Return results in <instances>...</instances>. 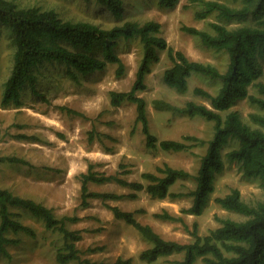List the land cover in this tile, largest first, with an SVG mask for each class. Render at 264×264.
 <instances>
[{
	"label": "rangeland",
	"instance_id": "1",
	"mask_svg": "<svg viewBox=\"0 0 264 264\" xmlns=\"http://www.w3.org/2000/svg\"><path fill=\"white\" fill-rule=\"evenodd\" d=\"M13 1L24 7L39 6L56 10L66 20H86L105 27H111L117 22L113 12L98 5L96 0ZM124 1L127 18L159 21L162 24L161 35L167 39L170 47L185 52L191 59L213 63L222 71L227 69L229 55L225 51L205 46L198 36L182 28L183 25H189L211 30L210 22L218 20L216 15L198 19L196 11L200 6L187 4V0H180L172 8L160 6L158 0ZM15 49L9 29L0 27V156L15 155L29 162L0 163V187L43 202L52 207L59 217L77 216L79 220L69 221L68 226L83 231V238L77 244L85 256L110 261L119 256L132 257L133 264H142L136 259L145 243L133 226L115 218L107 206L114 203L112 200L105 202L100 198H92L89 206L82 205L81 173L87 172L93 164L95 170L106 174L119 173L128 180H141L143 172H156L157 166L165 163L196 173L201 156L206 153L207 143L194 144L186 151H165L160 147L149 149L143 125L136 120V104L126 101L115 106L111 103L112 90H130L135 82L143 58V45L139 39L119 41L116 52L125 63L123 76L117 75L118 66L115 63H109L105 69L88 75L75 71L76 77L69 73L67 65L63 63H46L39 69L37 86L23 91L25 104L21 107H5L1 103L2 95L4 84L13 68ZM172 64L168 49L161 51L160 60L151 65V72L144 79L147 88L138 92L147 102L150 132L159 140H184L187 135H195L202 140L211 139L214 135L213 121L199 115L187 117L169 110H158L154 101L163 99L183 106L187 101L195 100L209 105V101L197 95L194 89L203 87L216 94L222 82L194 73L189 77L188 91L179 93L163 79L165 70ZM261 80L264 81V76ZM250 91L256 93L257 89L251 87ZM233 109L238 110L249 123H252V112H261L249 100L239 102ZM186 142L193 143L191 140ZM121 164L126 166L123 168ZM126 169L131 172H124ZM193 182L194 179L178 182L174 189H191ZM215 187L212 202L203 215L186 217L188 226L197 223L203 235L219 226L217 217L237 220L246 218L238 212L222 209L215 197L226 195L237 187L249 203L264 200L262 182L258 178L245 176L240 164L227 158L224 170L216 177ZM89 189L119 194L131 191L117 182L90 183ZM139 195L136 200L124 198L117 201V205L123 209L142 210L138 217L154 224L168 238L188 239L185 226L159 220L154 213L165 207L171 212L180 213L181 209L190 205L189 199L158 201L144 191ZM16 211L20 213L19 218L23 222L36 229L37 237L22 234L19 245L8 247L11 258H0V264H59L56 250L61 244V234L48 230L43 221L30 212L21 209ZM91 247L104 248L91 253L88 251ZM159 264L166 263L161 261Z\"/></svg>",
	"mask_w": 264,
	"mask_h": 264
},
{
	"label": "trees",
	"instance_id": "2",
	"mask_svg": "<svg viewBox=\"0 0 264 264\" xmlns=\"http://www.w3.org/2000/svg\"><path fill=\"white\" fill-rule=\"evenodd\" d=\"M90 2L91 0H86ZM187 4L199 5L196 11L198 19H207L216 15V21L210 22L211 30L196 26L183 25V30L198 36L202 43L210 48L225 51L229 55V64L225 71L210 62L191 59L185 52L175 50L161 35L162 24L154 19L140 21L127 18L124 0H96L97 4L113 12L114 25H104L86 20L72 21L64 19L56 10L39 6H20L13 0H0V27H6L15 45L14 64L11 74L5 82L2 105L21 107L23 91L36 87L39 69L46 63H63L69 73L92 74L106 68L109 63L117 64V75L125 73V63L116 52L120 39H139L143 45V58L137 77L130 90H112L111 103L120 106L129 101L136 104L137 122L142 123L147 136L149 149L161 147L166 151H186L197 143H207V150L201 156L197 174L193 175L184 168L168 163L159 165L154 171L142 173L148 181L128 180L119 173L106 174L94 169L92 164L87 172L81 173L82 205L89 206L90 199H121L137 197V193L119 194L98 192L89 189L90 183L103 184L117 182L134 190L144 188L153 196L165 198L190 195L193 203L182 212L202 214L215 192L217 175L224 170L226 158L240 164L244 175L258 178L264 185V0H187ZM162 7H176L180 0H158ZM235 24V25H231ZM168 49L173 64L165 70L164 81L179 93L189 89V77L194 73L204 74L222 82L218 93L213 94L203 87L194 92L209 101V105L189 100L183 106L174 105L163 99L154 101L158 110H169L182 116L197 115L214 122V135L202 140L195 135L184 136V140L162 139L150 132L146 99L138 94L145 90L146 75L151 65L160 60L161 51ZM257 89L256 93L250 91ZM249 100L261 112H252L249 123L242 114L233 109L239 102ZM71 112L78 113L69 109ZM79 114V113H78ZM25 136V135H24ZM93 138V137H91ZM191 140L193 143H187ZM0 141L2 133L0 127ZM229 148V149H227ZM227 149L226 151H224ZM29 164L19 156H0V163ZM121 164V167H125ZM124 172H131L126 169ZM194 178L196 187L188 192H171L170 188L179 179ZM216 202L229 211L246 216L237 220L231 217H217L219 226L206 235L199 233L195 223L192 235L194 241L184 243L168 240L150 224L136 218V211H129L117 205H109L116 218L123 219L137 228L141 234L153 243L145 249L140 258L154 262L160 257L174 253H183L182 259L173 260V264H264V200L257 203L247 202L237 187L226 195L216 197ZM16 209L30 212L42 220L48 230L61 234V244L56 250L59 264H131V258L118 257L115 260H94L85 256L78 247L83 231L71 229L69 221L79 220L77 216L59 217L52 207L34 198L15 193L9 188L0 187V258H11L9 246L19 245L22 234L37 237L36 229L23 222ZM139 212L142 210H138ZM159 218L182 221L177 216L164 211L155 214ZM104 247H91V253Z\"/></svg>",
	"mask_w": 264,
	"mask_h": 264
},
{
	"label": "crops",
	"instance_id": "3",
	"mask_svg": "<svg viewBox=\"0 0 264 264\" xmlns=\"http://www.w3.org/2000/svg\"><path fill=\"white\" fill-rule=\"evenodd\" d=\"M188 117V116H187ZM161 148V147H160ZM166 151V150H165ZM199 169V168H198ZM187 170V169H186ZM189 171V170H188ZM197 172H198V170H197ZM197 172L196 173H192L193 175H195V174H197ZM189 179H194V178H188V179H179V180H177V182L175 183V184H173L172 186H171V188H170V191L171 192H176V193H178V192H185V193H188V192H190V191H192L195 187H196V182H195V179H194V182H193V187L191 188V189H185V190H176V189H174V186L178 183V182H180V183H183V182H187ZM138 181H142V182H144L146 185L148 184V181L146 180V179H144L143 177H142V174H141V180H138ZM121 186H123V185H121ZM123 187H125V188H128L129 190H131L130 192H128V193H131V192H135V193H137V197H135V198H131V197H128V196H126V197H123V198H121V199H109V200H112L114 203H112V205H117L118 203H117V201H120V200H122V199H124V198H131V200H136L137 198H139V194H140V192H146L147 194H149V196L150 197H152V198H154V199H156V200H158V201H164V200H166V199H169V200H172V201H179V200H181V199H184V198H187V199H189L190 200V205L189 206H187V207H190L191 205H192V203H193V197L192 196H190V195H183V196H178V197H172V196H167V197H165V198H158V197H153L148 191H147V189L146 188H144V189H142V190H134V189H132V188H130V187H127V186H123ZM128 193H125V191L123 192V194H128ZM108 201V200H107ZM215 201H216V197H215ZM212 202V197H211V200H210V202H209V204H208V206H207V208L209 207V205H210V203ZM217 203V202H216ZM218 204V203H217ZM222 209H224V210H227V209H225V208H223L220 204H218ZM117 206H119V205H117ZM120 207V206H119ZM120 208H122V207H120ZM206 208V209H207ZM123 209V208H122ZM205 209V210H206ZM124 210H129V209H124ZM112 211V210H111ZM129 211H136V218L139 220V221H141L142 223H145V224H150L151 226H152V228H154L158 233H160L164 238H166V239H168V240H177V241H179V242H184V243H188V242H192V241H194V236L192 235V231H193V229H194V224L195 223H193V225H192V227H190V226H188L189 224H188V222H187V219H186V217L187 216H192V217H199V216H201V215H203V213L205 212H203L202 214H200V215H196V214H189V213H184V212H182V209H181V212L180 213H174V212H171L168 208H163L161 211H157V212H155L154 213V216L157 218V219H159V220H163V221H171V222H176V223H180V224H182L183 226H185V228L187 229V231H188V235H189V237H188V239H186V240H180V239H175V238H168V237H166V236H164L157 228H155L154 227V224H152V223H148V222H144V221H142L139 217H138V214L140 213L139 211H138V209L136 210V209H130ZM164 211H168L169 213H171V214H173V215H177V216H182L183 218H184V221H185V223L184 222H182V221H173V220H168V219H163V218H159V217H157L155 214L156 213H162V212H164ZM227 211H229V210H227ZM112 213H113V211H112ZM114 214V213H113ZM114 216H115V214H114ZM115 218H116V216H115ZM117 219H119V218H117ZM119 220H123V219H119ZM124 221V220H123ZM126 222V221H125ZM127 223V222H126ZM220 223V222H219ZM127 225H131V224H129V223H127ZM219 225V224H218ZM131 226H133V225H131ZM218 227V226H217ZM129 228H130V226H129ZM133 228H135L134 226H133ZM190 228V229H189ZM131 229V228H130ZM139 233H137L134 229H132L135 233H137L141 238H142V241L145 243V246L142 248V249H140L139 250V252H138V254H137V262H139V263H142V264H159V262H161V261H165V263L166 264H173L172 263V261L173 260H177V259H182L183 258V253H174V254H171V255H168V256H163V257H160L158 260H156V261H154V262H147V261H145V260H142L141 258H140V255H141V253L145 250V249H147V248H149V247H152L153 246V243L150 241V240H148V239H146L142 234H141V232L137 229V228H135ZM210 232V231H209ZM200 233V232H199ZM201 234V233H200ZM208 234V233H207ZM203 235V234H202ZM206 235V234H205ZM120 257V256H119ZM121 257H123V256H121ZM118 258V257H117ZM116 258V259H117ZM123 258H125V257H123ZM128 258H131L132 259V263L131 264H133V258L132 257H128ZM115 260V259H114ZM136 264V263H135Z\"/></svg>",
	"mask_w": 264,
	"mask_h": 264
}]
</instances>
